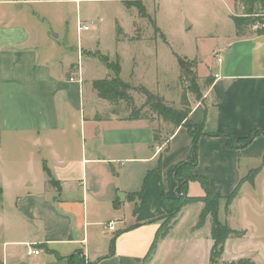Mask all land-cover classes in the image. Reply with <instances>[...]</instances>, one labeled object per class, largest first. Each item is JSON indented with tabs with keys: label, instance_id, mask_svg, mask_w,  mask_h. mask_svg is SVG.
Listing matches in <instances>:
<instances>
[{
	"label": "crops",
	"instance_id": "0c3cea01",
	"mask_svg": "<svg viewBox=\"0 0 264 264\" xmlns=\"http://www.w3.org/2000/svg\"><path fill=\"white\" fill-rule=\"evenodd\" d=\"M114 1L126 8L123 1L131 0ZM43 2L0 0V264H69L71 256H79L83 264H178L184 258L209 264L211 221L207 217L199 223L201 202L185 205L168 234L144 259L164 215L161 189L174 197L175 167L192 158L184 125L202 127L194 172L205 177L218 196L228 195L242 179L241 160L249 165L262 161L264 135L245 147H231L225 137L213 133L242 139L264 130V34L237 36L232 29L221 37L213 49L220 57L214 63L217 71L209 74L210 83L192 104L184 125L165 136L156 133L155 141L150 121L128 120L127 102L97 97L93 82L113 77L86 76L87 64L103 65L97 42L90 43L91 37L79 41L76 57L71 47L58 54L59 47L49 43L38 24L43 15L21 9ZM131 41L150 43L149 37L140 36ZM41 43L48 49L44 54ZM137 59L142 71L134 67L128 83L148 81L145 63L142 57ZM121 74L120 66V78ZM7 151L15 169L10 179L3 168ZM262 173L264 167L254 188ZM187 193L204 196L197 181L188 183ZM240 199L239 191L227 211L224 205L220 211V204L218 218L221 214L231 218V208ZM109 221L116 223L113 233L103 229ZM220 221L235 232L225 242L221 261L242 259L238 232L248 229L234 228L231 219ZM119 231L108 256L110 239ZM28 249L39 253L28 255Z\"/></svg>",
	"mask_w": 264,
	"mask_h": 264
},
{
	"label": "rangeland",
	"instance_id": "374dc122",
	"mask_svg": "<svg viewBox=\"0 0 264 264\" xmlns=\"http://www.w3.org/2000/svg\"><path fill=\"white\" fill-rule=\"evenodd\" d=\"M233 2L231 0H131L123 1L126 9L114 0H96L92 3H77L72 0L59 3L56 0H45L38 5L21 6V9L30 15H43L44 19L37 20L38 24L47 33L49 43L54 41L56 48L59 47L55 51L58 54L65 48L71 47L76 57L79 41L84 42L91 37L90 43L97 42L102 53L100 62L105 66L101 63L94 67L87 64V77L104 79L107 74L113 76L111 69L118 59L122 69L121 79L128 83L129 72L137 66L141 69L142 65L138 64L137 58L142 57L149 82L146 79L142 84L129 81L131 88L127 95L136 103L135 106L142 107L144 95L141 89L144 88L162 97L167 106L181 109L182 97H186L192 108V104L201 98L210 78L209 74L217 71V67L214 66L217 57L213 55V49L221 37L235 29L230 16L262 11L259 4L249 8L244 5V0H233ZM139 6L145 9L148 18L139 17L137 8ZM14 9H19V6ZM77 19L82 24H89L90 29L77 32ZM254 24L249 25L247 32H255L252 29ZM133 29L136 31L133 32ZM132 33L135 37L131 36ZM54 35H57L56 39ZM139 36L149 37L150 43L131 41ZM117 38H122L124 41H117ZM152 40L156 42L152 43ZM43 45L41 43L40 46L44 54L48 49ZM108 51L112 54L109 55ZM147 55L148 58L144 59ZM177 56L190 62L185 76L179 71ZM194 59L195 65L192 64ZM152 83L157 85L152 86ZM142 113L149 118L148 121L162 136L167 135L173 128L171 123L164 121L148 108H144ZM8 152L5 157L7 164L3 168L7 179H10L15 176L13 174L15 169L11 164L13 156L8 157ZM17 159L19 163L24 164L22 156H18ZM260 164L261 162L257 161L249 165L241 160L239 172L242 178ZM256 185L257 187L254 188L253 185L245 182L240 189L241 199L234 202L231 208V218L221 214L219 219L222 221L231 219L229 222L234 228L248 229L238 232V236L243 239L240 243L244 252L242 259H248L254 264H264V173L259 176ZM230 192L229 190L227 194ZM224 203V200H221L220 211ZM178 264L202 263L199 261L194 263L191 259L184 258ZM217 264L230 263L220 260Z\"/></svg>",
	"mask_w": 264,
	"mask_h": 264
},
{
	"label": "trees",
	"instance_id": "16d2710c",
	"mask_svg": "<svg viewBox=\"0 0 264 264\" xmlns=\"http://www.w3.org/2000/svg\"><path fill=\"white\" fill-rule=\"evenodd\" d=\"M246 6L249 8L259 4L261 5V9H264V0H244ZM128 4V3H127ZM138 8V14L141 18H148V14L145 9L141 6ZM255 13H244L242 16H231L235 26V34L237 36H242L247 32L249 25H252L257 22L258 19L253 18L251 15ZM259 34H264V29L257 31ZM190 62H188L185 58H181L177 56V64L180 73L185 76L187 73V68L189 67ZM196 60L192 61V64L195 65ZM111 71L113 72V77L104 80H98L93 82V89L95 90L97 97L112 103H117L119 101H125L130 105V115L128 120H139L145 119L149 120V118L142 113L144 108H148L149 111L157 114L164 121H167L173 125V128H178L179 126L184 125V121L187 118L188 114L191 111V107L189 106L187 99L185 96L182 97V108L174 109L166 105V101L155 95L148 90L142 88V94L144 95V102L142 107L137 108L133 100L130 96L127 95L128 90H130L131 86L129 83H126L120 78V66L116 61L112 66ZM210 83V78L208 79L207 85ZM143 114V115H142ZM187 128L188 134L191 138V160L188 162H180L175 167V179L177 181L176 193L174 197H167L162 189H161V207L164 211V215L158 219L160 221V225L158 230L155 233V237L151 244L150 250L146 255L144 262L149 259L150 253L155 249L156 245L168 234L170 229L175 223V218L180 212V210L187 204L194 202H201L203 204V208L200 214L199 223L205 221L207 217L211 220V239L213 241V245L210 251V260L209 264H217L221 260V256L224 250L226 240L232 235L235 234L233 230L230 229L227 223H223L218 218V209L221 200H224L225 210L227 211L232 201L238 196L240 187L244 182H248L251 185L254 183V179L257 174L264 167V153L262 157V161L259 167L250 170L247 176L243 177L235 186V188L226 196H218L214 194L212 191L207 179L199 174L194 172V169L197 164V140L199 136L203 134L201 126L191 127L189 125H184ZM156 130L154 131V140H157ZM264 135L263 131H252L247 137L242 139H237L231 137L227 134L216 132L213 133V136H221L227 139V144L231 147H245L247 146L256 136ZM160 166L158 165L157 172L159 173ZM148 173L143 181V186L146 183L148 177ZM190 181H197L201 188L204 191L203 197H189L187 193L188 183ZM142 186V188H143ZM140 192L137 193L139 195ZM121 232H116L112 236L109 242V253L108 256L112 255L114 252L115 239ZM69 264H83V260L79 258V256H71L69 259ZM230 264H254L248 259H240L236 262H231Z\"/></svg>",
	"mask_w": 264,
	"mask_h": 264
},
{
	"label": "built area",
	"instance_id": "2783aa9c",
	"mask_svg": "<svg viewBox=\"0 0 264 264\" xmlns=\"http://www.w3.org/2000/svg\"><path fill=\"white\" fill-rule=\"evenodd\" d=\"M253 18L258 19L256 24L252 26V29L257 32L261 29H264V9L260 11L259 13H255L251 15ZM89 30V25L82 24L80 21L77 22V31H87ZM217 62H220V57L217 58ZM73 80V79H70ZM103 229L108 232V233H113L116 231V223L114 221H109L108 223L103 225ZM39 252L38 251H32L30 249L27 250V254L31 255H37Z\"/></svg>",
	"mask_w": 264,
	"mask_h": 264
},
{
	"label": "water",
	"instance_id": "95a60500",
	"mask_svg": "<svg viewBox=\"0 0 264 264\" xmlns=\"http://www.w3.org/2000/svg\"><path fill=\"white\" fill-rule=\"evenodd\" d=\"M189 25H186V27H188Z\"/></svg>",
	"mask_w": 264,
	"mask_h": 264
}]
</instances>
